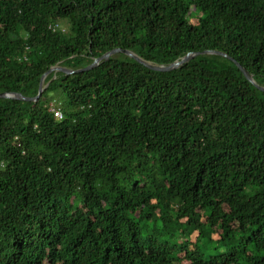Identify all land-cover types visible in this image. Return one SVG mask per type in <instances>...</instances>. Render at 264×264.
Returning <instances> with one entry per match:
<instances>
[{
	"label": "trees",
	"instance_id": "16d2710c",
	"mask_svg": "<svg viewBox=\"0 0 264 264\" xmlns=\"http://www.w3.org/2000/svg\"><path fill=\"white\" fill-rule=\"evenodd\" d=\"M118 48L264 86V0H0V94ZM0 264H264V93L117 54L0 99Z\"/></svg>",
	"mask_w": 264,
	"mask_h": 264
},
{
	"label": "water",
	"instance_id": "95a60500",
	"mask_svg": "<svg viewBox=\"0 0 264 264\" xmlns=\"http://www.w3.org/2000/svg\"><path fill=\"white\" fill-rule=\"evenodd\" d=\"M117 54H123L131 59H133L135 62L143 65L147 69L154 71V72H160V73H167V72H172L177 69H180L184 65L188 64L191 60L196 58L197 56L200 55H217V56H222L224 58L230 59L233 61L236 66L239 68V70L242 72L244 77L247 79V81L252 84L256 89H258L260 92L264 93V86H261L257 81L255 80V76L249 73L245 68H243L238 62L227 56L225 53L219 52V51H214V50H206L203 51L202 53H188L185 57L182 59H179L171 64L168 65H156L154 63L148 62L145 59L141 58L138 56L136 53L130 51V50H122V49H114L112 51L107 52L104 54L102 57L93 59V62L91 65H89L86 68L80 69V70H74L68 67H64L61 64H58L54 67H52L48 72H46L40 80L39 84V90L38 94L35 98H28L24 96L21 92L15 93V92H10V93H1L0 94V99H9V100H17V101H24V102H33L37 103L38 100L41 98L43 95L44 91L48 88L50 85L51 81L55 80L57 78L58 73H63L65 75H74L78 73H84L87 71H91L97 67H99L102 63L109 61L113 56ZM50 74H54L53 79L46 83V79Z\"/></svg>",
	"mask_w": 264,
	"mask_h": 264
},
{
	"label": "rangeland",
	"instance_id": "374dc122",
	"mask_svg": "<svg viewBox=\"0 0 264 264\" xmlns=\"http://www.w3.org/2000/svg\"><path fill=\"white\" fill-rule=\"evenodd\" d=\"M194 23H196V20H192ZM62 27H63V29L65 30V31H67L68 30V26H67V22H64L63 23V25H62ZM186 239V240H185ZM189 238H186V237H182V236H178V238H177V242L178 243H182V242H184V241H187ZM184 240V241H183ZM193 240H195V239H193ZM203 248H207L208 249V247H203ZM209 251H212V249H209Z\"/></svg>",
	"mask_w": 264,
	"mask_h": 264
},
{
	"label": "built area",
	"instance_id": "2783aa9c",
	"mask_svg": "<svg viewBox=\"0 0 264 264\" xmlns=\"http://www.w3.org/2000/svg\"><path fill=\"white\" fill-rule=\"evenodd\" d=\"M50 110H51V112L55 113V116H56V118L58 120H62L63 119V114H62V112L59 109L51 106Z\"/></svg>",
	"mask_w": 264,
	"mask_h": 264
}]
</instances>
